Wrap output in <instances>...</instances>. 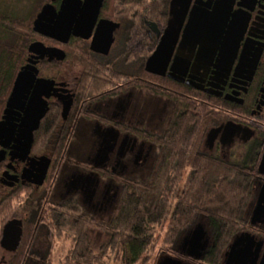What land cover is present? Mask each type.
I'll list each match as a JSON object with an SVG mask.
<instances>
[{"label": "flooded vegetation", "instance_id": "flooded-vegetation-1", "mask_svg": "<svg viewBox=\"0 0 264 264\" xmlns=\"http://www.w3.org/2000/svg\"><path fill=\"white\" fill-rule=\"evenodd\" d=\"M170 1L143 3L142 0L138 6L137 15L143 18L148 39L142 52L147 53L143 68L170 18ZM47 2L58 9L62 0L44 1ZM122 6L121 0H101L91 31L92 36L100 18L117 24L108 53L92 51L91 36L87 39L70 36L66 43L57 41L64 57L66 50L71 48L78 56L69 61L74 66L68 68L77 71L67 72V68H61L56 77H50L58 90L57 95L47 99L44 118L52 114L49 124L59 130L61 152L55 155L54 149L49 148L34 151L31 146L30 157L45 156L49 160L40 185L21 177L30 159L15 158L7 168L6 156L0 177L7 170L14 179L5 180L11 185L0 181V198L18 189H28L41 198L31 235V250L39 257L47 256L50 254L49 241L64 239L66 232L64 230L61 236L52 233L53 219L75 220L81 214L95 220H110L123 194L132 192L129 183L156 184L161 177L175 176L176 165L165 155L166 144L161 136L178 116L185 115L188 119V113L198 110L204 128L200 150L223 162L242 163L249 179L250 196L242 220L224 243L219 264H264V199H259L264 192V166H260L264 154V0H188L182 27L163 75L150 72L129 75L124 67L122 71L113 70L121 61L119 49L122 51V48L119 42L117 44L120 23L116 15L125 9ZM174 7L179 9L183 4L176 0ZM194 9L207 16L213 14L208 19L215 23L217 35L209 38L208 32H204L193 36L188 46L180 50L183 26ZM149 14H153L155 20L147 19ZM150 23H155L158 31L150 28ZM85 43L86 60L80 57L78 47ZM176 54L188 57V69L182 81L167 75ZM86 61L105 73L82 75V65ZM188 80L194 85L188 84ZM68 101L71 104L64 117L62 106ZM213 128L216 133L209 136ZM45 143L48 140H44ZM36 162L33 163L35 167L38 166ZM180 173L183 176L188 173L187 164L182 166ZM27 217V212L17 210L8 219L21 221L20 239ZM197 222L185 232L188 240ZM202 229L205 248L198 258L186 255L188 264H193L190 259H195L194 263L202 262L200 259L213 245V234L209 239L204 227ZM93 231L101 233L88 229L89 236ZM183 239L182 250L189 247L183 245ZM37 242L41 243L39 247ZM233 244L234 252L230 254ZM2 249L7 258L2 255L0 264H8L16 249ZM164 255L159 254L154 264ZM24 264L40 263L27 261Z\"/></svg>", "mask_w": 264, "mask_h": 264}, {"label": "trees", "instance_id": "trees-1", "mask_svg": "<svg viewBox=\"0 0 264 264\" xmlns=\"http://www.w3.org/2000/svg\"><path fill=\"white\" fill-rule=\"evenodd\" d=\"M121 1L122 7L125 9L127 7L126 10L122 9V13L116 15L120 23L117 44L119 42L122 48V51L119 49L121 61L115 64L113 70L116 68L122 71L124 67L123 70L127 68L129 75L133 73L150 74L144 70L142 65L147 54L142 53L143 48L148 45L146 25L141 15H137L138 6L142 0ZM131 6L133 8H130ZM161 11H163L162 7ZM146 18L155 20L153 14L147 15ZM29 31L31 41L40 38L48 41L50 46L58 45L53 39L41 36L32 29ZM78 47H80V57L86 60L88 57L84 55V51H87V44H81ZM75 53L71 48L66 50L63 61L40 60L37 65L39 75L44 76V73L47 77H56L61 68H67V72L77 71V69L74 71L68 69L74 66L69 61L78 57L74 55ZM20 54L21 58L18 56L15 63L10 64L7 60L6 67H9L8 74H5V77H8L5 80L7 94L1 101V110H3L16 72L28 56L27 47ZM1 62L2 60L0 64L4 66L5 64ZM96 67L86 61L80 72L82 75L105 73L104 70L101 71ZM196 111L188 113V119L185 115L178 116L172 121L166 133L161 136L166 144L164 146L166 147L165 155L173 159L176 165L178 172L175 176L161 177L160 183L156 184L129 183V189L132 192L123 194L118 209L110 220H95L81 214L75 220L53 219L52 233L61 236L66 230L64 240L69 241L58 264H107L103 257L108 255V252H113L112 258L118 264L144 263L154 248L155 229L165 221H167V226L162 237V244L166 245L164 252H167L166 255L187 261L188 257L177 247V243L182 234L200 219H207L210 222L214 236L213 245L202 256L200 263L219 264L224 243L242 220L244 207L250 196L249 179L243 171L242 163L223 162L200 150L204 128L200 120L201 115L199 111ZM50 115L52 114H48V119L43 116L38 129L34 131L32 149L34 151H40L41 148L54 149L55 155H58L62 148L61 136L57 126L49 124ZM44 140H48V143L44 144ZM3 162H0V172L4 167ZM185 164L188 165V173L183 176L180 171ZM183 177L185 178L184 184L179 185ZM41 204V198L28 189L13 190L1 196L0 236L3 225L17 210L28 213L19 245L10 255L8 264H24L27 261L54 264L50 254L39 257L31 250L33 225ZM88 229H95L107 236V239L98 246L97 254H94ZM51 242L52 240L49 241L50 247ZM159 252L163 251L159 248ZM190 260L193 264H199L194 263L195 259Z\"/></svg>", "mask_w": 264, "mask_h": 264}, {"label": "water", "instance_id": "water-1", "mask_svg": "<svg viewBox=\"0 0 264 264\" xmlns=\"http://www.w3.org/2000/svg\"><path fill=\"white\" fill-rule=\"evenodd\" d=\"M183 7L175 8L176 0L170 1V18L160 37V40L147 57L144 69L153 74L163 75L166 73L168 61L172 54L174 44L182 27L185 6L188 0H179ZM101 0H62L60 7L56 9L50 2L44 3L32 20L31 29L33 32L66 43L70 36H78L87 39L91 36V31L96 23ZM213 14L199 13L192 10L189 19L183 26L182 36L178 49L184 50L188 46L191 37L208 32L209 38L217 35L216 25L208 18ZM117 24L109 19L100 18L97 21L90 41V49L103 54L108 50L113 42V31ZM150 28L157 30L155 23H150ZM203 51V49L201 50ZM205 51V50H204ZM28 56L25 63L20 66L13 79L11 89L5 100L0 117V162L8 156L6 167H10V162L15 158L19 160L30 159L31 163L24 167L21 173L22 178L40 185L43 182L49 160L45 156L33 158L29 156L33 132L37 129L41 118L48 110L47 99L52 95H57V88L54 87V79L39 75L37 67L40 60L61 61L64 58V51L57 46L45 45L40 40H33L27 45ZM188 69V57L179 54L174 56L173 62L169 65L167 75L177 81H182ZM188 84L194 85L191 81ZM197 86V85H196ZM71 101L65 102L62 106V116H66ZM216 133V128L209 132V136ZM37 161V167L33 166ZM260 166H264V154ZM7 171V170H6ZM4 171L0 177L1 182L12 184L6 179L12 180L14 176ZM259 199H264V192H261ZM21 221L18 219L8 220L2 227L0 246L7 251H14L17 247L21 235ZM203 229L196 224L191 238L188 235L183 239V245L188 248L179 249L185 255L198 258L200 252L205 248V240L202 242ZM234 244L230 254L234 251ZM3 264V263H2ZM156 264H188L180 258L164 255Z\"/></svg>", "mask_w": 264, "mask_h": 264}, {"label": "rangeland", "instance_id": "rangeland-1", "mask_svg": "<svg viewBox=\"0 0 264 264\" xmlns=\"http://www.w3.org/2000/svg\"><path fill=\"white\" fill-rule=\"evenodd\" d=\"M44 1L45 0H0V60L3 61L1 62L3 65L5 64L4 66L0 64V104L7 94V85L5 86V80L8 79L7 76L5 77V74H8L7 69H9V67H6L8 64L7 60L10 64L15 63L18 56H22L20 53H22L23 49L26 50L28 43L31 41V37H29V30L32 26V20ZM145 1L147 0H143V3H145ZM124 6H126V4ZM130 8L133 7L131 6ZM40 40L43 41L42 39ZM43 42L47 45H51L46 40ZM43 75L46 76L44 73ZM0 111L2 110L0 109ZM184 179L185 178L183 177L179 181V185L184 184ZM198 222L202 223V227H204L206 235L208 236L207 238L210 239L211 234H213L210 222L207 219H200ZM166 226L167 221L159 225L158 228L156 227L154 235V248L145 262H140L141 264H154L159 254H167V252H164L163 250L166 245L163 246L162 244L163 232L165 231ZM185 234L186 233L182 234L178 240L177 247L181 244L182 237L185 238ZM90 238L93 244L92 248L94 250V254H97L98 246L107 239V236L103 233L93 231L90 233ZM36 244V246L39 247L41 243L37 242ZM68 244V240H52L50 256L54 264H58V261L64 255ZM159 248L163 252H159ZM108 253L110 256L106 255L103 257L104 262L107 264H118V262L112 258L113 252ZM2 255L5 259L7 258V253L0 248V257Z\"/></svg>", "mask_w": 264, "mask_h": 264}]
</instances>
